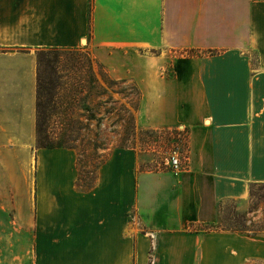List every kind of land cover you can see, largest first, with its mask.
<instances>
[{"label":"crops","instance_id":"crops-1","mask_svg":"<svg viewBox=\"0 0 264 264\" xmlns=\"http://www.w3.org/2000/svg\"><path fill=\"white\" fill-rule=\"evenodd\" d=\"M84 40L137 81L146 126L188 129V164L114 149L83 190L73 149L37 148L0 264H264V233L189 227L264 183V0H0V150L35 142V50Z\"/></svg>","mask_w":264,"mask_h":264},{"label":"rangeland","instance_id":"rangeland-1","mask_svg":"<svg viewBox=\"0 0 264 264\" xmlns=\"http://www.w3.org/2000/svg\"><path fill=\"white\" fill-rule=\"evenodd\" d=\"M192 52L188 50L187 53ZM250 56L254 61L255 55L251 52ZM59 60L60 88L56 101L61 105L62 113H68L67 116L73 120L70 122V136L76 145L73 160L76 175L81 173L83 183L93 180L99 161L106 159L114 149L123 147L133 153L138 170L170 169L166 158L173 150L179 152L180 161L182 165L185 164L188 129L179 126H146L140 119L141 88L136 80L131 77L116 78L94 56L85 40L78 48L60 52ZM165 73H171L168 66ZM109 80L114 83H108ZM92 116L99 118V122L91 119ZM53 119L49 122V128L58 132V120ZM15 147L10 151L0 150L2 254L5 247L10 246L12 232L20 241L25 238V234L22 236L21 232L11 229V223L16 221L14 211L22 203L33 202L32 199L13 198L11 195L16 192L33 193L36 177L42 173L36 158V149L40 147L35 142L30 148L21 145ZM44 173H47V169ZM214 207V222L191 223L189 227L196 231H203V227L210 226L217 227L212 230H228L225 228L231 227L235 230L229 231L242 230L249 235L264 233V186H253L252 194L247 199H225L216 202Z\"/></svg>","mask_w":264,"mask_h":264},{"label":"trees","instance_id":"trees-1","mask_svg":"<svg viewBox=\"0 0 264 264\" xmlns=\"http://www.w3.org/2000/svg\"><path fill=\"white\" fill-rule=\"evenodd\" d=\"M65 49L71 50L74 48L45 47L36 51L35 145L40 148L76 149V145L72 143L74 139L70 136L72 118L67 116L68 113H62L61 105L56 101L57 91L60 88L59 56L60 52ZM210 53H213V51H210ZM107 82L114 83L113 80ZM52 118H54V121L58 120V132H54L49 128V122ZM91 119H96L99 122V118H94V116ZM77 159L76 165L78 163ZM104 161L105 158L99 161L97 169ZM96 175L97 173L90 183H83V178L79 172L76 178V185L80 189L88 190L93 186ZM256 185L264 186V183L253 184L250 187L249 195L252 194V188ZM215 228L217 227L210 228L208 226L203 227L202 230L209 231ZM225 229L235 230L231 227H226Z\"/></svg>","mask_w":264,"mask_h":264},{"label":"built area","instance_id":"built-area-1","mask_svg":"<svg viewBox=\"0 0 264 264\" xmlns=\"http://www.w3.org/2000/svg\"><path fill=\"white\" fill-rule=\"evenodd\" d=\"M185 164L182 165L180 161V154L177 150H173L169 156L166 158L167 165L170 166V169L174 172H180L181 170L185 169L187 166L188 157H184Z\"/></svg>","mask_w":264,"mask_h":264}]
</instances>
